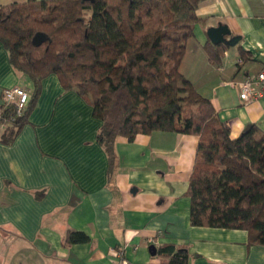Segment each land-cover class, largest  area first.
Segmentation results:
<instances>
[{"label": "crops", "instance_id": "0c3cea01", "mask_svg": "<svg viewBox=\"0 0 264 264\" xmlns=\"http://www.w3.org/2000/svg\"><path fill=\"white\" fill-rule=\"evenodd\" d=\"M7 0L3 3H12ZM195 38L181 64L211 100L233 139L246 128L264 132V98L243 103L232 83L264 69V0H204ZM231 32L223 62L205 52L207 30ZM33 81L17 72L0 43V103L5 89ZM100 122L75 91L55 75L42 82L28 122L10 143L0 128V264H264V245H250L244 230L194 227L187 189L199 138L168 132L124 137L114 162L97 142ZM68 230L86 233V244L65 246ZM156 247L153 255L150 247ZM160 247L184 252L174 263Z\"/></svg>", "mask_w": 264, "mask_h": 264}, {"label": "trees", "instance_id": "16d2710c", "mask_svg": "<svg viewBox=\"0 0 264 264\" xmlns=\"http://www.w3.org/2000/svg\"><path fill=\"white\" fill-rule=\"evenodd\" d=\"M204 0H23L0 3V43L9 62L34 84L23 111L0 103L10 143L28 122L42 82L57 76L100 122L97 142L114 162V145L154 132L199 138L187 189L194 227L244 230L250 245H264V132L251 126L233 139L209 98L181 72ZM46 41L33 44L37 33ZM224 45L205 46L215 66ZM4 92V91H3ZM1 128V126H0ZM84 232L68 230L63 244H86ZM158 254L183 263L173 247Z\"/></svg>", "mask_w": 264, "mask_h": 264}, {"label": "built area", "instance_id": "2783aa9c", "mask_svg": "<svg viewBox=\"0 0 264 264\" xmlns=\"http://www.w3.org/2000/svg\"><path fill=\"white\" fill-rule=\"evenodd\" d=\"M233 87L239 90V98L243 103H249L264 98V69L253 76L245 78L241 82L232 83ZM30 94L22 87L16 86L5 89L3 92V101L7 104H14L16 112L20 114L26 107ZM2 111L0 108V120ZM1 129L4 125H0ZM117 264H128L127 260L121 254H118Z\"/></svg>", "mask_w": 264, "mask_h": 264}, {"label": "water", "instance_id": "95a60500", "mask_svg": "<svg viewBox=\"0 0 264 264\" xmlns=\"http://www.w3.org/2000/svg\"><path fill=\"white\" fill-rule=\"evenodd\" d=\"M231 32L228 30L227 26L224 25H219L217 27H210L207 30V35L211 41L212 44L214 45H230V46H235L237 44L238 39H232L228 41L226 39L227 35H230ZM46 41V35L44 33H37L35 37L33 38V44L36 47L41 46L44 44ZM249 128H246L245 131H247ZM150 251L154 255L156 253V247L152 246L150 247Z\"/></svg>", "mask_w": 264, "mask_h": 264}, {"label": "rangeland", "instance_id": "374dc122", "mask_svg": "<svg viewBox=\"0 0 264 264\" xmlns=\"http://www.w3.org/2000/svg\"><path fill=\"white\" fill-rule=\"evenodd\" d=\"M3 3H6L7 0H1Z\"/></svg>", "mask_w": 264, "mask_h": 264}]
</instances>
